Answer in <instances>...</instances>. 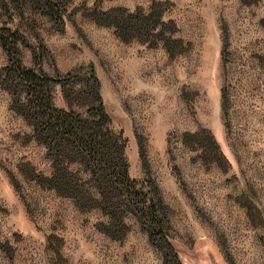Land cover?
<instances>
[{
  "label": "rangeland",
  "instance_id": "374dc122",
  "mask_svg": "<svg viewBox=\"0 0 264 264\" xmlns=\"http://www.w3.org/2000/svg\"><path fill=\"white\" fill-rule=\"evenodd\" d=\"M76 1L65 28L37 20L51 77L91 67L114 132L126 140L129 176L163 198L182 264H264V0H112L103 11L156 7L180 41L121 42ZM25 65L32 66L29 51ZM6 57L0 48V68ZM83 75V74H82ZM55 106L64 107L60 87ZM0 89V264H161L135 221L119 241L98 212L36 185L49 175L31 128Z\"/></svg>",
  "mask_w": 264,
  "mask_h": 264
},
{
  "label": "trees",
  "instance_id": "16d2710c",
  "mask_svg": "<svg viewBox=\"0 0 264 264\" xmlns=\"http://www.w3.org/2000/svg\"><path fill=\"white\" fill-rule=\"evenodd\" d=\"M76 1L85 8L95 26L114 29L117 38L162 46L176 56L180 41L175 26L165 21L156 7L126 11L100 5L112 0H0V48L6 65L0 68V89L8 94L10 111L31 128V140L45 152L49 175H35L36 185L67 199L80 212L96 211L105 219L100 232L119 241L131 231L134 220L160 255L161 264H182L170 239L168 210L155 182L129 176L126 140L114 132L105 111L94 69H76L65 76H49L42 64L50 56L36 33L37 20L44 19L63 32L66 11ZM29 51L32 66L24 63ZM83 74V75H82ZM60 87L64 107L55 106L54 89Z\"/></svg>",
  "mask_w": 264,
  "mask_h": 264
}]
</instances>
